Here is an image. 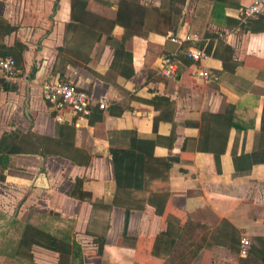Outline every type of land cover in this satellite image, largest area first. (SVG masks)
Returning a JSON list of instances; mask_svg holds the SVG:
<instances>
[{"label":"crops","instance_id":"1","mask_svg":"<svg viewBox=\"0 0 264 264\" xmlns=\"http://www.w3.org/2000/svg\"><path fill=\"white\" fill-rule=\"evenodd\" d=\"M119 1L0 0V21L17 27L4 42L18 44L24 60L19 78L9 82L16 88L5 89L0 83V138L15 128L54 136L56 125L67 122L76 128L75 145L91 155L87 165L72 166L57 156L15 157L20 170L0 181V264L12 261L10 254L28 221L70 235L82 247L84 264H146L153 257L155 238L168 223L147 204L143 209H131L125 226L126 208L113 204L118 187L110 132L115 130L136 131L138 138L155 142L154 156L177 158L171 160L168 180L146 184L144 193L151 195L158 186L169 189V207L181 222L190 218L209 227L207 241L192 264H257L253 257L235 260L241 256L239 238L264 236V162L245 172L236 171L234 164L235 156L258 150L259 133L264 130V23H248L239 12L252 0H168L169 21L161 22L159 31L152 29L147 36L135 33L127 42L132 52L130 76L110 71L114 48L103 32L87 66L70 64L64 75L92 94L91 114L83 117L67 106L58 109L51 105L44 88L46 82L60 77L52 69L58 47L65 42L66 24L80 19L85 10L114 20ZM130 1L161 8L165 0ZM152 17L149 11L147 27H153ZM169 25H175L176 31ZM124 31L116 24L112 34L118 38ZM207 34L211 36L206 38ZM187 35L195 36L188 40L190 48L205 49L198 42L212 38L218 55L209 54L200 64L216 78L199 77L193 61L188 67L181 64L174 77L161 73L163 58L182 47L172 37ZM33 65L37 72L31 78ZM188 68L191 74L186 73ZM102 98H108L107 109L99 108ZM166 100L174 101L173 119L158 121L154 129V120L165 105L155 107L153 101ZM208 111L213 113L209 147L201 151L197 148L199 122ZM234 118L242 129L233 125ZM115 139L129 141L122 136ZM76 178H83V189L91 193L93 202L103 201L111 207L97 206L94 211L91 201L72 197ZM106 220L109 225L104 230ZM125 231L128 237L121 244ZM104 233L106 242L98 255L96 238ZM31 251L33 261L22 260V264L59 263L56 251L37 245Z\"/></svg>","mask_w":264,"mask_h":264},{"label":"trees","instance_id":"2","mask_svg":"<svg viewBox=\"0 0 264 264\" xmlns=\"http://www.w3.org/2000/svg\"><path fill=\"white\" fill-rule=\"evenodd\" d=\"M175 1L180 0H173V2ZM167 2L168 0H165L160 8L139 6L136 3L134 4L133 1L121 0L119 1L118 16L114 20L85 10L80 19L72 20L66 24L65 42L64 45L58 47V54L52 72L54 74L58 73L60 78L65 80L64 75L68 65L87 66L92 48L100 40L103 32H106L108 43L114 48V59L110 66V71L116 70L121 74L130 76L132 74V52L127 48V42L135 33L147 36L152 29L159 31L160 23L169 21ZM217 3L214 4V14L217 13ZM165 7L166 10L164 9ZM149 11L153 13L151 18L153 27L145 25ZM254 21L264 23L263 17L248 18L247 20L248 23ZM154 23L156 24L155 26ZM116 24L122 25L125 29L124 33L118 38L112 34ZM16 28V26L6 21H0V58L14 57L17 68L21 69L23 68L24 60L21 51L18 49L19 45H7L4 42L5 36L15 31ZM169 29L176 31L175 25H169ZM206 36L209 37L211 35L207 34ZM210 39L208 42L201 40L198 45L202 47L205 44V50L208 54L218 55L217 48L213 49V40ZM191 45V41L187 40L182 43L181 49L177 51L179 55L177 59L179 64L177 74L181 64L184 63L188 67L192 62V59L187 54ZM226 48L229 51L230 49L232 50L229 45H226ZM170 55L173 54L171 53ZM225 60H228V58L225 57ZM186 71L187 74H191L189 68ZM36 72L37 67L33 65L29 72L30 77L33 78ZM9 82L0 78V83L5 89L16 88V86H10ZM49 103L52 105V102ZM53 104L58 109L61 108L59 103ZM153 104L155 107H163L165 105L160 111V115L154 120L155 129L158 121H171L173 119L175 106L172 100L153 101ZM212 114L210 111L203 113L199 122L200 135L197 139V148L201 151H207L209 147ZM232 123L237 129L243 128L235 121V118ZM75 134L76 128L67 122H61L56 125L54 136L36 133L32 130L22 131L19 128L5 132L0 138V181H5L9 175H16L17 170H20L15 163V157L19 154H34L43 158L57 156L71 166L74 164L87 165L90 162L91 155L86 150L75 145ZM259 134L260 142L257 143L258 150L255 152L256 154H242L234 157L236 171H249L255 163L264 162V130H261ZM119 136L127 137L129 141L118 142L115 138ZM154 144L155 142L152 139L138 138L136 131L133 130H115L110 132V150L114 161L118 187L113 204L126 208L125 226H127L131 209H143L147 204L153 205L156 213L166 219L168 227L156 236L152 251L153 257L146 261V264H192L193 257L207 241L209 227L199 222H194L190 218H186L184 222H181L176 216L174 209L169 207L171 195L169 189L166 190L165 187L158 186L155 191H152L151 195L144 193V190L147 189L146 184L148 187L150 182L154 180H168V170L172 165L171 160L177 159L172 156L168 159L154 156L151 151ZM82 184L83 178L75 179L70 190L72 197L82 201H91L94 211L97 206L105 209L111 207L110 204H106L103 201L93 202L91 193L84 190ZM108 225L106 220L104 230L107 229ZM201 234L203 235L200 237ZM127 237L128 235L125 231L123 234L124 239L122 238L119 242L121 244L126 242ZM96 241L98 243L97 254L101 255L106 242L105 233L98 235ZM240 241L241 238H239L238 242V253ZM34 245L56 251L59 254L58 264H84L82 247L78 242L72 241L70 235L54 233L44 226L29 221L22 226L20 237L10 254L12 261L8 264H20L22 260L32 262L33 255L31 250ZM248 257H253L254 260H257V264H264V236L256 235L252 237L248 255L245 257L241 256L242 259ZM77 260H79L78 263Z\"/></svg>","mask_w":264,"mask_h":264},{"label":"built area","instance_id":"3","mask_svg":"<svg viewBox=\"0 0 264 264\" xmlns=\"http://www.w3.org/2000/svg\"><path fill=\"white\" fill-rule=\"evenodd\" d=\"M240 15L243 19L263 17L264 19V0H252L246 6L240 8ZM195 36L187 35L180 39L175 36L173 41L182 44L185 40H194ZM188 56L196 64V73L199 77L209 80L216 78V75L207 67L200 64V61L209 54L204 48L193 47L187 51ZM178 52L173 55H167L163 58L161 73L167 77L177 75ZM0 78L6 81H14L19 78V69L17 68L16 60L12 56L0 58ZM44 96L52 103H59L61 107H69L76 115L88 117L92 112L94 98L92 94L85 88H82L77 83L69 80H63L56 76L52 80L45 83ZM108 98L99 100V108L107 109ZM251 245V238L243 236L240 241L239 254L242 257L248 255Z\"/></svg>","mask_w":264,"mask_h":264},{"label":"rangeland","instance_id":"4","mask_svg":"<svg viewBox=\"0 0 264 264\" xmlns=\"http://www.w3.org/2000/svg\"><path fill=\"white\" fill-rule=\"evenodd\" d=\"M185 246V245H184ZM186 247V246H185ZM190 249H192V248H190ZM238 257H240L241 258V256H237V258H235V260L237 261V259H238Z\"/></svg>","mask_w":264,"mask_h":264}]
</instances>
